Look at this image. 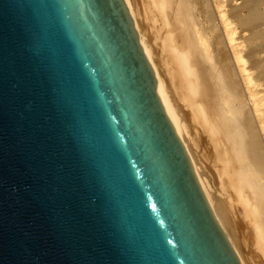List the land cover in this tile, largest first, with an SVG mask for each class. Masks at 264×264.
I'll list each match as a JSON object with an SVG mask.
<instances>
[{"label":"water","instance_id":"1","mask_svg":"<svg viewBox=\"0 0 264 264\" xmlns=\"http://www.w3.org/2000/svg\"><path fill=\"white\" fill-rule=\"evenodd\" d=\"M125 0H0V264H242Z\"/></svg>","mask_w":264,"mask_h":264},{"label":"bare ground","instance_id":"2","mask_svg":"<svg viewBox=\"0 0 264 264\" xmlns=\"http://www.w3.org/2000/svg\"><path fill=\"white\" fill-rule=\"evenodd\" d=\"M125 2L216 217L242 264H264V0H244L250 15L234 0Z\"/></svg>","mask_w":264,"mask_h":264},{"label":"rangeland","instance_id":"3","mask_svg":"<svg viewBox=\"0 0 264 264\" xmlns=\"http://www.w3.org/2000/svg\"><path fill=\"white\" fill-rule=\"evenodd\" d=\"M172 11L174 12L173 18H172V22L174 24V28H175V33L176 34H182L183 35V30L181 28V25L179 24V21H177V19L179 18V16L176 15V11H175V5L173 4V6H171ZM184 39V37H183Z\"/></svg>","mask_w":264,"mask_h":264},{"label":"crops","instance_id":"4","mask_svg":"<svg viewBox=\"0 0 264 264\" xmlns=\"http://www.w3.org/2000/svg\"><path fill=\"white\" fill-rule=\"evenodd\" d=\"M233 4L240 6L238 8V11L244 15H250L249 10L245 9V7H243L244 4V0H234Z\"/></svg>","mask_w":264,"mask_h":264}]
</instances>
